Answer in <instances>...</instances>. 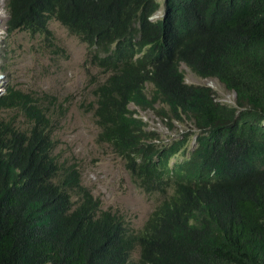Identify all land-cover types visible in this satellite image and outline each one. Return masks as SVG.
I'll return each mask as SVG.
<instances>
[{
  "label": "trees",
  "instance_id": "1",
  "mask_svg": "<svg viewBox=\"0 0 264 264\" xmlns=\"http://www.w3.org/2000/svg\"><path fill=\"white\" fill-rule=\"evenodd\" d=\"M5 8L8 33L51 46L54 19L86 44L87 61L107 75L92 92L97 142L161 200L137 230L102 209L78 165L56 153L68 108L6 83L0 264H264V0H164L156 21V0H5ZM182 65L218 81L234 105L187 84ZM130 105L190 129L160 144Z\"/></svg>",
  "mask_w": 264,
  "mask_h": 264
},
{
  "label": "rangeland",
  "instance_id": "2",
  "mask_svg": "<svg viewBox=\"0 0 264 264\" xmlns=\"http://www.w3.org/2000/svg\"><path fill=\"white\" fill-rule=\"evenodd\" d=\"M156 2L159 5L156 16L159 17L163 14L164 0ZM6 22L5 0H0V93L3 85L9 83L24 92L56 96L62 107L68 108L66 116L58 120L56 153L78 165L82 184L93 196L100 198L102 209L117 211L132 229H140L161 195L145 194L124 168L123 160L109 145L97 142L99 128L90 111L94 101L92 92L107 75L87 61L86 44L58 21L48 22V29L54 35L51 46L42 35L31 36L20 31L8 33ZM181 69L187 84L207 86L215 92L218 102L234 105V94L226 91L218 81L198 78L183 65ZM129 108L146 122L148 130L159 135L160 144L169 145L190 129L188 125L178 123H173L169 129L158 116L159 109L141 110L134 105ZM194 146L195 135L192 134L187 153ZM187 153L175 156L170 165L182 161Z\"/></svg>",
  "mask_w": 264,
  "mask_h": 264
},
{
  "label": "clouds",
  "instance_id": "3",
  "mask_svg": "<svg viewBox=\"0 0 264 264\" xmlns=\"http://www.w3.org/2000/svg\"><path fill=\"white\" fill-rule=\"evenodd\" d=\"M163 8H164V6H163ZM158 10H159V8H158ZM158 10H157V11H158ZM157 11H156V12L150 17V20H151V21H156V20L162 18L161 15H160L159 17L156 16ZM162 15H163V14H162ZM154 16H156V19H155V20H152V17H154ZM0 76H1V75H0ZM3 91H4V85H3V87H2V91H1L0 95L3 93Z\"/></svg>",
  "mask_w": 264,
  "mask_h": 264
}]
</instances>
